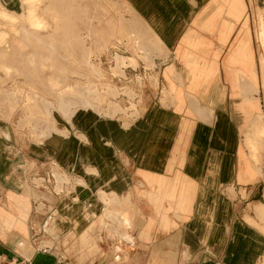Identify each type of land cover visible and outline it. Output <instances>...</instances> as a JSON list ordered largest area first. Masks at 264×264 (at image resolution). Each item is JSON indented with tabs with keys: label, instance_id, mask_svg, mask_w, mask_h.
I'll list each match as a JSON object with an SVG mask.
<instances>
[{
	"label": "crops",
	"instance_id": "obj_1",
	"mask_svg": "<svg viewBox=\"0 0 264 264\" xmlns=\"http://www.w3.org/2000/svg\"><path fill=\"white\" fill-rule=\"evenodd\" d=\"M124 1L133 14L119 47L142 66L144 58L152 68L145 72L156 77L145 83L133 119L85 114L79 135L52 136L29 150L35 174L64 173L62 194L51 185L27 189L25 158H18L25 150L9 146L13 136L0 118V264H264V0ZM57 15V0H0V81H32L27 90L0 92V108L24 92L23 125L39 140L58 131L43 106L46 87L35 85L42 79L36 68H57L58 60L40 52L73 41L58 38ZM8 25L21 31L9 44ZM41 26L53 34L42 36ZM48 80L59 99L93 104L89 86ZM67 105L58 108L66 115ZM14 169L22 170L18 179ZM45 210L55 211L44 228L66 239L67 259L54 240L47 252L30 253L26 236Z\"/></svg>",
	"mask_w": 264,
	"mask_h": 264
},
{
	"label": "rangeland",
	"instance_id": "obj_2",
	"mask_svg": "<svg viewBox=\"0 0 264 264\" xmlns=\"http://www.w3.org/2000/svg\"><path fill=\"white\" fill-rule=\"evenodd\" d=\"M47 3L48 1L40 5L39 12L43 11ZM81 3L82 0H57L58 15L55 28L58 38H72L73 41H58L57 50L40 52L47 56L44 57L45 59L48 57L50 60L57 59V68H53L52 66L44 69L35 67L42 77L39 82L40 84L37 83L35 85L46 87L44 91L41 88V93L45 94L43 106L52 113V122L56 125L58 131H51L49 137L39 140L29 127L23 125L26 115L24 92L19 93L18 100L5 101L2 99L1 103L0 118L5 121L7 119L9 129L13 136L8 142L9 146L12 147L13 145L14 148L22 146L25 150L24 154L18 156L20 160H22L23 157L25 158V171H28L25 174V179H22V177L21 180L25 181L24 185L27 189L35 193L49 191V186L51 185L54 188L52 190L56 192V194H62L64 192V185H62V182L67 180V178L58 168H56L51 175L47 174L45 177L35 174L34 170L36 166L32 163V154L29 150H33V147H36V145L46 143V140L50 139L52 136H54L52 140H57L58 138L64 139L71 134L79 135L77 131L79 130L80 116L85 114H93L96 118L99 117L100 119L106 120L122 118L127 120L133 119L138 115L139 106H137L136 101L137 98L141 97L145 83L153 81L156 77L155 75H150L145 72L152 68L147 65V61L144 58H141L142 60L138 59V61H144L146 64L142 66L138 64L135 59H129L124 55V53H128L127 46V51H125V47H119L123 45L122 35L127 33L126 30L128 27L126 23H128V18L133 14L131 9L127 8L128 4L126 1L100 0L98 2V0H88V9L82 8ZM65 4L66 7L72 5L73 10H65ZM98 6L99 8H97ZM25 7L26 8L20 10L18 14L22 16L25 14L27 15L28 8L26 4ZM70 13L72 14L71 17L69 16ZM47 20L53 23L52 18L47 17ZM23 21L24 24H22ZM23 21L16 25L17 28L23 25L25 27L27 26V19L25 18ZM37 28L41 30L40 34L44 37H49L53 34L52 29L49 30V26ZM8 32V44L15 42L21 35L20 30H18L19 33H16L9 25ZM47 44V42H41V46ZM129 44L130 43H128V45ZM23 53L25 55L29 54L31 57L30 54L33 52L31 49H23ZM55 53L57 57L53 55ZM118 55L125 58L124 63L119 62ZM24 58H27V56ZM35 58L36 60L39 59L37 57ZM59 69H62V73ZM0 76L6 78L3 72H0ZM48 78H58L61 80V88L64 86L75 87L79 85L85 89L89 86V101L93 104L87 106L80 97L72 95H68L65 100L59 99L55 91L51 88L52 83ZM31 83L32 81H26L22 76L17 77V81L15 82L11 80H2L0 81V92L15 91L17 85L20 86L21 91H24L29 89V86L32 85ZM62 101L69 102L67 106H69L68 108L71 111L70 114L68 113L66 115L58 109ZM89 124L91 126L94 122L89 121ZM59 130L62 133L59 132ZM12 155L13 153L10 154V157H12ZM18 158H15V162L19 160ZM17 170L18 169H14L12 172L15 179L22 174V170ZM58 175H61L62 179L59 178ZM3 189L4 187L0 186V192L3 193ZM1 198L0 195V202H2ZM34 199L39 198L36 197ZM42 207V203H34V212L36 215L40 214L38 210L42 209ZM50 211L47 210L46 212L45 210L46 214L42 213V215H45V217H43L45 218L43 223L30 225L31 231L29 238L27 235L25 239L27 245L30 247V253L36 252V250L41 248L43 249L46 246H54L52 240L56 241V239L51 237L44 228L46 221L54 216L55 211L52 213H50ZM105 223L108 227L110 226V230L113 221L109 219ZM109 239L112 243L115 242L112 234H110ZM65 241L66 239L60 238L56 243L58 244L59 253L62 254L63 258L67 259V251L64 248Z\"/></svg>",
	"mask_w": 264,
	"mask_h": 264
},
{
	"label": "built area",
	"instance_id": "obj_3",
	"mask_svg": "<svg viewBox=\"0 0 264 264\" xmlns=\"http://www.w3.org/2000/svg\"><path fill=\"white\" fill-rule=\"evenodd\" d=\"M55 179V178H54ZM52 212H54V210H52V211H50V213H52ZM42 249V248H41ZM44 252H47L48 251V248H43L42 249ZM114 261L116 262V263H120L121 261H122V255H121V252H120V250H118L117 252H116V255L114 256Z\"/></svg>",
	"mask_w": 264,
	"mask_h": 264
},
{
	"label": "bare ground",
	"instance_id": "obj_4",
	"mask_svg": "<svg viewBox=\"0 0 264 264\" xmlns=\"http://www.w3.org/2000/svg\"><path fill=\"white\" fill-rule=\"evenodd\" d=\"M32 14V13H31ZM30 16H32V15H30ZM33 17V16H32Z\"/></svg>",
	"mask_w": 264,
	"mask_h": 264
}]
</instances>
